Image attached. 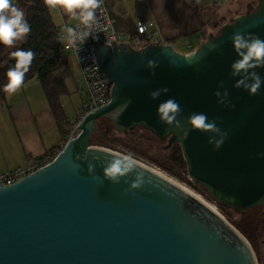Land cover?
I'll return each mask as SVG.
<instances>
[{"label":"water","instance_id":"water-1","mask_svg":"<svg viewBox=\"0 0 264 264\" xmlns=\"http://www.w3.org/2000/svg\"><path fill=\"white\" fill-rule=\"evenodd\" d=\"M237 32L264 39V0L247 3L188 51L171 43L97 42L109 102L81 119L52 161L0 186V264H258L243 234L180 183L135 159L146 182L126 192L136 173L119 184L105 180L103 166L119 152L90 144L97 119L118 133L147 130L165 148L180 147L187 176L214 203L240 214L262 207L264 215V84L255 96L233 86ZM148 60L158 66L149 69ZM256 71L264 78V68ZM162 88L168 91L150 98ZM225 90L218 103L214 93ZM170 98L182 109L180 127L158 120V105ZM193 113L227 133L219 149L208 143L219 134L190 130Z\"/></svg>","mask_w":264,"mask_h":264},{"label":"crops","instance_id":"crops-1","mask_svg":"<svg viewBox=\"0 0 264 264\" xmlns=\"http://www.w3.org/2000/svg\"><path fill=\"white\" fill-rule=\"evenodd\" d=\"M105 3L117 20L118 28L130 30L135 21L154 20L160 36L167 43L175 40L174 46L184 45L187 51L197 46L203 40L202 32H210L213 26L208 15L199 16V7L218 15L214 23L220 18L225 20L240 13V2L235 0H105ZM58 8V18L62 16L67 20L70 15L60 6ZM79 85H75V93L82 97H79V111L73 120L85 100L84 93L78 91ZM65 87L66 93L59 97L64 114L60 123L55 120L36 78L25 82L16 94H5V99L0 100V173L24 168L45 153L61 149L66 139L64 134L73 121L67 118L64 111L65 100L69 99L66 98L69 91Z\"/></svg>","mask_w":264,"mask_h":264},{"label":"clouds","instance_id":"clouds-1","mask_svg":"<svg viewBox=\"0 0 264 264\" xmlns=\"http://www.w3.org/2000/svg\"><path fill=\"white\" fill-rule=\"evenodd\" d=\"M44 3L50 9L60 6L66 14L79 20V24L74 27L65 25L58 36V39L66 47L77 51L89 37L96 39L98 33H103L106 30L105 25L111 23L104 8V0H44ZM31 30L25 11L18 7L14 0H0V45L13 48L17 42H26ZM140 30L143 31V28ZM231 40L238 59L230 65V74L233 77H239L233 86L246 90L250 95H258L262 84H264V78L256 71L258 68H264V39L252 33L237 32L232 35ZM10 55L15 63L14 66L8 68L7 83L3 86V92L8 96L21 90L26 74L31 70L32 63L36 58L35 52L31 49L20 47H16V50L12 51ZM157 66L158 63L154 60L147 61L149 69H154ZM167 91V88L157 89L149 95L150 98L156 99L162 92L166 93ZM214 95L218 97L217 102L223 104L228 92L225 90L221 94L217 91ZM181 112L180 104L175 99H167L158 105V120L168 126L180 127V120L177 117ZM187 122L192 131L219 134V139L214 137L208 139V143L214 145L213 150L219 149L227 137V133H221L215 120L209 121L208 116L204 113L191 114ZM182 138H187V132L183 134ZM259 155L264 156V153ZM137 169L142 170L132 153H114L103 166V178L112 184H119L121 179L135 172L134 179L126 189V192H131L142 188L146 182L145 171H137ZM88 171L90 174H94V166L89 164ZM125 183H127L126 179Z\"/></svg>","mask_w":264,"mask_h":264},{"label":"trees","instance_id":"trees-1","mask_svg":"<svg viewBox=\"0 0 264 264\" xmlns=\"http://www.w3.org/2000/svg\"><path fill=\"white\" fill-rule=\"evenodd\" d=\"M14 3L25 11L32 30L26 42H17L15 47L6 52L7 47L0 45V53H3L2 57H0V100L3 101L5 99L3 86L7 83L6 72L15 63L14 59L11 58V52L15 51L16 47L31 49L35 52L36 58L32 63L31 70L26 74L25 82L32 78H36L39 81L48 101L49 108L55 120L60 123L64 119V114L59 103V97L66 93L64 79L69 76V69L64 55V49L59 39H57V25L53 21L49 7L45 5L44 0H14ZM225 21L220 18L212 27L218 28ZM202 33L204 39L209 31L205 30ZM169 43L175 44V40H171ZM134 129H131V131ZM115 134L121 133L114 131L108 119H97V131L92 135L90 144L102 147L104 146L102 145L104 144L103 141L106 139L115 141ZM59 150L60 148L56 149V151ZM170 155L169 163L171 165L167 163L168 165L162 166L163 169L176 175L172 171V168H174V165H177L178 168H181L186 173L181 150L177 144L171 145ZM218 207L221 210L225 209L221 205H218ZM257 208L261 209V207Z\"/></svg>","mask_w":264,"mask_h":264},{"label":"rangeland","instance_id":"rangeland-1","mask_svg":"<svg viewBox=\"0 0 264 264\" xmlns=\"http://www.w3.org/2000/svg\"><path fill=\"white\" fill-rule=\"evenodd\" d=\"M235 1L240 2V8L238 12L241 13L245 11V4L250 0ZM252 1L254 5L256 3V0ZM232 7L234 8V4ZM49 10L55 24L60 22V19L57 15L58 12L54 11L53 8H49ZM197 11L201 18L205 17L206 15L210 17V25H213L217 18H219L215 13H213L212 15L211 13L205 12L203 7H199ZM229 18L231 17L229 16L225 18V20L227 21ZM76 19L77 18L70 16L69 18H67L68 24L72 25L76 21ZM216 30L217 28L212 27L210 31L215 32ZM175 48H177L179 51H187V47H185L184 45H177L175 46ZM10 49L12 48L7 47L5 52ZM2 54L0 53V57H2ZM64 55L66 57L69 69V76L64 79L65 85L67 86L69 91V96L66 97L69 99L65 100L64 111L67 118L69 120H73V118H75V115L79 111V97H82V95L79 96L75 93V85H79L80 83L79 71L73 54L70 51H64ZM114 139L115 141L106 139L105 141H103L104 144L102 145L104 146L102 147L109 148L122 154L132 153L135 159L157 169V171L159 170L160 172H163L164 174L187 188L189 191L212 205L216 209V211H218L219 214L227 219L228 223L230 222V224H232L239 232H241V234H243V237H245L253 246V251H255L258 255V264H264V246L260 244L261 232L262 230H264V221H262L259 215L261 209H252L243 214L236 213L226 207L225 209L221 210L218 205L210 199L205 190L194 183L192 180H190L187 174L184 173L181 168H178L177 165H174V168H172V171L175 172L176 175H173L172 173L167 172L165 169H163L162 166L168 165L167 163L170 162L171 146L169 148H165L166 142L159 140L147 130H144L142 128H135L133 131L130 130L127 133L115 134ZM169 165H171V163H169Z\"/></svg>","mask_w":264,"mask_h":264},{"label":"built area","instance_id":"built-area-1","mask_svg":"<svg viewBox=\"0 0 264 264\" xmlns=\"http://www.w3.org/2000/svg\"><path fill=\"white\" fill-rule=\"evenodd\" d=\"M104 8L106 9L107 17L110 24H106V30L102 33L97 34V38L93 39L89 37L85 43L80 45V50L66 47L64 43H61L64 51H70L75 59L76 65L79 71L80 85L78 88L79 92L84 93L85 100L82 105V109L75 120L69 125L66 131L65 142L73 137L77 133L76 127L78 123L88 113L94 112L96 109L102 107L109 102L110 90L106 84L105 79L99 73L97 58L95 55V44L102 42L106 45L113 43H127L134 48H139L147 43H167L159 34L154 20H138L134 22V26L130 30H123L118 28L117 20L109 12L105 0ZM54 11L59 12L58 6L53 8ZM79 24V20L70 25L68 21L61 16L59 24H57L58 36L61 34V29L65 26H76ZM143 28V31L140 29ZM58 39V38H57ZM64 145V144H63ZM58 151L47 152L39 158L29 163L24 168H14L5 170L0 173V186L12 184L19 180L21 177L35 171L39 167L52 161Z\"/></svg>","mask_w":264,"mask_h":264},{"label":"flooded vegetation","instance_id":"flooded-vegetation-1","mask_svg":"<svg viewBox=\"0 0 264 264\" xmlns=\"http://www.w3.org/2000/svg\"><path fill=\"white\" fill-rule=\"evenodd\" d=\"M247 3L253 5V1H252V0L249 1V2H247ZM246 5H247V4H246ZM245 9H246V6H245ZM256 208H257V207H256ZM261 212H262V207H261V211L259 212V215H260V218L262 219V221H264V215H262ZM260 237H261V238H260V244H261L262 246H264V230H262V232H261V236H260ZM251 246H252V245H251ZM252 248H253V246H252ZM253 250H254V248H253ZM254 252H255V251H254ZM255 255H256L257 261H259V260H258V255H257L256 252H255Z\"/></svg>","mask_w":264,"mask_h":264},{"label":"bare ground","instance_id":"bare-ground-1","mask_svg":"<svg viewBox=\"0 0 264 264\" xmlns=\"http://www.w3.org/2000/svg\"><path fill=\"white\" fill-rule=\"evenodd\" d=\"M184 187V186H183ZM191 192V191H190ZM194 194V193H193ZM196 197H198L199 199H201L205 204H207V206H209L212 210L216 211V209L210 205L209 203H207L206 201H204L202 198H200L199 196H197L196 194H194Z\"/></svg>","mask_w":264,"mask_h":264}]
</instances>
